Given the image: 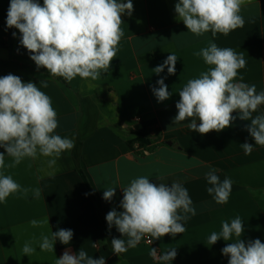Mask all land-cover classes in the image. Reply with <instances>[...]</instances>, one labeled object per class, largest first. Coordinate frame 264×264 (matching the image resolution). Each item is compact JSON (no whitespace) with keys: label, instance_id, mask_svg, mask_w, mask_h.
<instances>
[{"label":"crops","instance_id":"obj_1","mask_svg":"<svg viewBox=\"0 0 264 264\" xmlns=\"http://www.w3.org/2000/svg\"><path fill=\"white\" fill-rule=\"evenodd\" d=\"M38 2L43 4V0ZM178 2L132 0L131 16L122 15L124 34L110 69L96 80L77 76L68 82L37 68L19 43V30L6 26L10 0H0V77L13 74L25 83L37 84L57 113L55 133L75 144L54 166L48 164L50 157L38 155L3 170L22 188H39L41 194L35 198L31 191L27 197L15 193L0 203V264H54L65 251L77 254L81 248L93 259L104 257L106 264H164L149 254L151 248L158 255L175 248L171 264H228L229 257L221 250L235 237L232 241L221 238L214 245L208 244V237L221 231L222 221L231 222L237 216L244 224L241 239L264 243V146L255 145L247 131L250 121L234 112L236 119L230 127L205 135L187 128L191 118L173 123L179 91L209 67L193 53L210 40L218 47L243 52L246 67L239 70L238 78L242 75L258 92L264 90V0H245L240 13L243 27L215 37L211 32L200 37L188 32L177 19ZM170 54L177 56L175 74L169 75L166 67L159 75L153 73ZM161 78L171 96L158 102L152 88L159 87ZM257 114H264V105L253 116ZM245 142L254 145L250 155L241 147ZM0 153L6 155L5 149L0 147ZM10 163L12 158L5 156V164ZM213 169L221 181H233L223 205L216 204L206 190L211 185L204 177ZM140 176L157 185L181 183L196 215L183 222L184 233L165 235L151 244L147 243L151 238L145 237L136 248L116 255L112 239L127 241V237L115 226L109 230L105 217L114 208L123 211L121 187ZM105 187H116L111 201L103 199ZM46 218L49 224L43 226L30 223ZM59 229L73 231L70 244L57 241L53 251L40 250L41 234ZM25 243L35 249L29 256L22 251Z\"/></svg>","mask_w":264,"mask_h":264},{"label":"clouds","instance_id":"obj_2","mask_svg":"<svg viewBox=\"0 0 264 264\" xmlns=\"http://www.w3.org/2000/svg\"><path fill=\"white\" fill-rule=\"evenodd\" d=\"M245 0H179L175 4L177 19L183 21L191 34L200 37L211 32L227 36L233 30L243 27L245 20L241 13ZM132 0H10L6 17L8 28L18 29L20 45L31 54L30 59L37 68H45L51 77H62L71 82L77 76L81 79L96 80L110 69L111 62L117 57L118 45L123 36L122 15L131 16ZM12 35L15 37L16 33ZM203 59L208 69L198 78L189 79L179 91L178 110L174 117L175 125L191 118L187 128L200 133L220 132L231 126L236 119L232 114L238 112L239 118L250 121L247 131L255 145L264 146V114L256 113L264 105V90L257 91L256 85L244 82L239 70L246 67L243 52L232 48H221L213 41L193 53ZM177 56L170 54L163 64L152 72L159 75L167 68L169 75L175 74ZM238 78V79H237ZM47 87L46 81H41ZM159 87L152 91L158 102L170 98L171 93L164 78L157 81ZM199 120V124H197ZM58 128L57 113L51 98L33 82H23L19 76L8 74L0 77V203L15 193L27 197L29 191L35 198L40 197V189L22 188L11 175L4 173L5 168L20 164L25 158L35 159L38 155L50 157L48 164L54 166L56 160L75 144L72 139L55 133ZM245 155L254 150L251 143H243ZM5 156L12 163L5 164ZM194 158V157H193ZM210 187L207 192L216 204L223 205L229 200L233 181H223L216 171L210 170L204 177ZM162 180V177H158ZM103 199L111 201L116 187H105ZM123 199L117 212L114 209L106 214L109 230L115 226L125 239L113 238L112 251L121 255L128 249L136 248L145 238L160 239L165 235L175 237L184 233L186 222L196 215L193 201L188 190L179 182L151 183L149 177L140 176L121 187ZM32 226L49 224V219L32 220ZM221 231H213L208 244L214 245L221 238L228 243L221 251L229 257L228 264H264V243L260 239H241L244 224L239 216L231 222L222 221ZM73 231L59 229L41 234L40 250L53 251L55 242L69 245ZM106 243V242H105ZM24 255H31L35 249L25 243ZM153 258L164 264H171L176 257L175 248L158 255L151 248ZM54 264H106L105 258L93 259L81 248L77 254L65 251Z\"/></svg>","mask_w":264,"mask_h":264},{"label":"built area","instance_id":"obj_3","mask_svg":"<svg viewBox=\"0 0 264 264\" xmlns=\"http://www.w3.org/2000/svg\"><path fill=\"white\" fill-rule=\"evenodd\" d=\"M149 240H150V239H147V243H148V244H151L152 242H151V243H149Z\"/></svg>","mask_w":264,"mask_h":264}]
</instances>
